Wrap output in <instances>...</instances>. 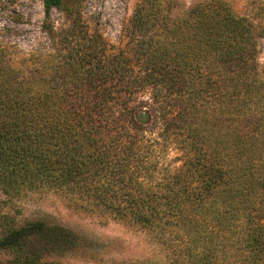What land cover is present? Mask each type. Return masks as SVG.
<instances>
[{
    "label": "trees",
    "instance_id": "obj_1",
    "mask_svg": "<svg viewBox=\"0 0 264 264\" xmlns=\"http://www.w3.org/2000/svg\"><path fill=\"white\" fill-rule=\"evenodd\" d=\"M40 1L48 44L24 53L0 38V205L52 193L149 235L168 264H264V75L251 26L222 0L175 18L165 0H137L113 49L87 0ZM161 146L177 151L173 170L159 167ZM94 247L47 218L0 214V264L93 258Z\"/></svg>",
    "mask_w": 264,
    "mask_h": 264
},
{
    "label": "rangeland",
    "instance_id": "obj_2",
    "mask_svg": "<svg viewBox=\"0 0 264 264\" xmlns=\"http://www.w3.org/2000/svg\"><path fill=\"white\" fill-rule=\"evenodd\" d=\"M199 1L202 0H165L172 18L187 13ZM222 1L237 18L245 20L257 35V62L264 75V0ZM136 3L137 0H87L83 13L101 31L111 48L117 49L125 42L122 26L132 15ZM51 18L56 24L63 20L56 11L52 12ZM43 20L40 0H0V38L15 44L24 53L48 44L46 35L41 31ZM178 156L172 146H161L156 150L162 170L177 167ZM0 214H8L19 222L47 218L85 237L89 246H95L92 250L95 257L92 258L88 252L83 256L72 253L57 258L59 264H168L167 252L154 244L149 235L79 212L52 193L31 194L18 202L16 207L0 205ZM7 259V254L0 253V261Z\"/></svg>",
    "mask_w": 264,
    "mask_h": 264
}]
</instances>
